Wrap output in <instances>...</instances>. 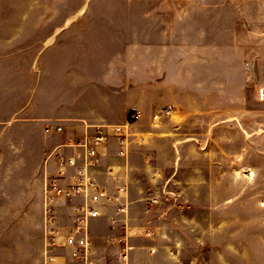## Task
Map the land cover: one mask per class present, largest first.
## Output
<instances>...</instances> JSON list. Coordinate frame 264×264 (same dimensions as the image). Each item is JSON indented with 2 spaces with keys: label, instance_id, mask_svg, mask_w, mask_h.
Returning <instances> with one entry per match:
<instances>
[{
  "label": "rangeland",
  "instance_id": "374dc122",
  "mask_svg": "<svg viewBox=\"0 0 264 264\" xmlns=\"http://www.w3.org/2000/svg\"><path fill=\"white\" fill-rule=\"evenodd\" d=\"M196 5L209 10V22H187L186 8ZM154 16L162 22L155 24ZM69 18L144 23L150 76L148 39L169 35L171 43L160 48L171 54L178 84L210 86L176 88L170 99L128 112L127 120L142 112L125 158L128 174L134 172L128 183L143 188L152 204L157 242L186 250L190 264H264V99L257 94L264 85V0H0V264H80L70 250L46 249L51 235L61 242L62 227L70 226L60 210L67 198L46 194L55 170L52 138L27 118L41 109L48 88L32 87L47 79L43 67L57 60L60 26ZM146 85L152 88L151 77ZM36 89V106L26 111ZM154 225L145 232L156 231ZM145 232L137 241L150 245ZM109 254L95 248L101 264Z\"/></svg>",
  "mask_w": 264,
  "mask_h": 264
},
{
  "label": "crops",
  "instance_id": "0c3cea01",
  "mask_svg": "<svg viewBox=\"0 0 264 264\" xmlns=\"http://www.w3.org/2000/svg\"><path fill=\"white\" fill-rule=\"evenodd\" d=\"M85 7L86 5L83 10ZM186 9L190 14L186 17L187 22H200L202 25L209 22L210 19L205 15L209 10H204L207 9L205 6H188ZM153 22L160 24L162 21L159 18L157 21L154 16ZM145 28L142 22L119 20L78 21L69 18L61 23L59 53L54 57L57 60L45 63L46 66L43 68L48 70L47 79L41 76L32 87L48 90L42 91L41 109L33 111L27 117L35 125L36 132L52 138L49 140L51 151L60 145V150L74 152L75 148L64 145L69 135L81 138L87 131L93 133L100 126L125 122L130 109L146 110L149 103L154 100L159 102L170 99L171 90L176 88H210L199 85L198 81L190 87L187 84H178L176 76L170 72L171 66L175 67L174 63L170 64L171 54L162 53L160 48L161 45L171 43L169 35L160 37L154 33L153 38L148 39L147 43L154 45V52L152 69L149 71L151 76L146 75L145 60L148 57L145 54ZM129 45L135 46L131 54ZM146 77L152 78V88L147 87ZM218 84L216 86L219 87ZM211 88H214L212 84ZM37 89L26 103L24 108L26 111L33 110L36 106L34 101L39 93ZM44 100L46 105L43 104ZM52 120L56 121L51 126L53 131L46 133L45 125L50 124ZM57 124L64 128L60 132V137H55L58 135L54 129ZM110 138L114 139L108 140L107 144L99 148L101 166L95 171V176L108 187L110 193H115L119 184H126L128 193L120 196L118 200L107 202L101 208L102 215L91 222L95 248L113 253L106 256L105 260H108V263L105 264H190L185 258L186 250H170L160 240L157 242L158 218H153L150 208L152 204L149 206L143 188L138 184L128 183L133 176L129 177V174L134 172L128 174L131 165L128 167L126 157L118 155L117 138L115 136ZM56 139L60 141L53 145ZM82 201L81 196H76L67 199L65 201L67 204L60 207L69 219L70 225L76 214L75 206ZM124 202L128 203V212H118V205ZM155 221L157 243L153 241L150 244L155 247V251L152 252L149 244L137 239L143 237L145 228L152 227ZM124 222L129 224L132 245L126 263L118 256L119 245L108 244L106 240L108 234L123 233ZM65 228L62 227L64 232L68 229ZM62 249L70 250L63 245L60 246V250ZM70 259L74 262L71 257Z\"/></svg>",
  "mask_w": 264,
  "mask_h": 264
},
{
  "label": "built area",
  "instance_id": "2783aa9c",
  "mask_svg": "<svg viewBox=\"0 0 264 264\" xmlns=\"http://www.w3.org/2000/svg\"><path fill=\"white\" fill-rule=\"evenodd\" d=\"M258 97L264 99V85L258 89ZM173 106H168L167 113L172 111ZM142 117V112L135 110L130 113L129 119L125 123L113 124L111 126H100L93 133L88 132L83 137L78 138L69 135L66 143L67 147L75 148L72 153L60 150V145L51 152L52 160L55 162V170L51 172L45 181V192L49 196L60 195L67 199L81 196L83 201L76 204V214L73 222L66 232H61L63 236L61 242L51 235L47 250L53 252L60 246L70 249V255L74 261L80 264H101L95 255V243L92 237L91 222L102 215L101 208L113 200H118L120 196L128 193L126 184H119L115 193H110L108 187L101 183L95 176V171L101 166L99 148L107 144L111 135L117 138V152L120 156L126 157L129 154V144L132 124ZM158 115H155V119ZM57 132L64 130L60 124L55 125ZM139 143L145 144L146 137L136 134ZM50 155V156H51ZM128 203L124 202L117 207V211L127 213ZM125 232L122 235L108 234L107 242H115L119 245L121 258L127 259L131 245L129 242V225L124 222ZM145 235L152 240H157V232L151 229L146 230ZM150 250L155 251L152 245ZM54 257L49 254V260Z\"/></svg>",
  "mask_w": 264,
  "mask_h": 264
},
{
  "label": "bare ground",
  "instance_id": "6f19581e",
  "mask_svg": "<svg viewBox=\"0 0 264 264\" xmlns=\"http://www.w3.org/2000/svg\"><path fill=\"white\" fill-rule=\"evenodd\" d=\"M119 155V154H118Z\"/></svg>",
  "mask_w": 264,
  "mask_h": 264
}]
</instances>
